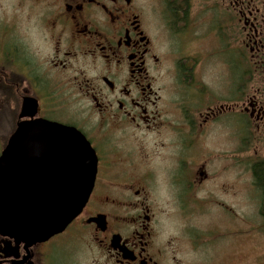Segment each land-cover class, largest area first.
Masks as SVG:
<instances>
[{
  "label": "flooded vegetation",
  "instance_id": "obj_1",
  "mask_svg": "<svg viewBox=\"0 0 264 264\" xmlns=\"http://www.w3.org/2000/svg\"><path fill=\"white\" fill-rule=\"evenodd\" d=\"M211 8L233 11L240 46L249 32L253 57L260 56L258 0H0V155L20 122L42 120L74 129L96 156L78 216L46 242L0 234V264H64L69 250L70 259L86 254L89 264H180L161 239L167 211L159 204H174L182 219L189 204L201 207L191 214L212 206L231 214L228 194L242 184L241 117L258 128L264 105L252 97L245 106L236 89L228 100L222 85L223 94H212L195 75L211 52L186 54L180 41L210 35ZM24 100L34 108L20 118ZM226 115L238 121L236 131ZM222 129L234 162L225 146L201 147ZM48 158L32 160L40 168ZM237 170L229 183L226 174Z\"/></svg>",
  "mask_w": 264,
  "mask_h": 264
},
{
  "label": "rangeland",
  "instance_id": "obj_2",
  "mask_svg": "<svg viewBox=\"0 0 264 264\" xmlns=\"http://www.w3.org/2000/svg\"><path fill=\"white\" fill-rule=\"evenodd\" d=\"M213 2L214 0H211V3ZM258 8L260 40L264 47V0H258ZM210 11L209 21L204 28L210 29V35L215 36L195 38L186 35L182 36L183 40L180 41V47L186 54L199 50L211 52L208 58L210 62L202 57L198 60L195 75L202 77L201 82L212 94L219 89L223 94L225 90L226 99L233 100L236 97V89L240 91L245 106L252 97L264 105V48L260 56L253 57L251 48L254 46L247 40L249 32L242 31V46L239 44V35H236L239 27L235 24V13L222 12L214 8ZM218 19H221L220 23ZM241 25L244 27L243 23ZM174 38L172 35L171 40ZM233 47L240 52L239 57ZM253 51L257 52L255 49ZM218 61H224L226 66ZM224 68L227 73H224ZM219 85H222L223 92ZM227 114L234 115V112L227 110ZM232 115H226L224 121L227 128L233 132L236 131L238 121ZM241 124L242 184L240 191L237 187L236 196L228 194L230 197L227 201L231 203V214H225V217L214 207L215 211L212 205L204 209L203 214L201 211L191 214L192 206L201 207L189 204L187 219H182L174 204H159L167 211V215L161 217V239L164 242L170 241L172 250L170 253L175 255L180 264H264V222L259 214L261 197L259 190L254 186L251 171L254 163L264 161V123L257 128L248 114H243ZM221 131L219 135L211 134L201 147L208 151L225 146L227 156L234 162L237 154L233 141L227 138L229 134L227 129L226 136L223 129ZM3 146L4 139L0 138V151ZM226 175L227 181L230 180L229 183L233 184L235 177L238 176V170L236 173L232 171ZM159 191L162 192V189ZM69 252L64 264H75V261L76 264L90 263L86 254H76L70 259Z\"/></svg>",
  "mask_w": 264,
  "mask_h": 264
},
{
  "label": "water",
  "instance_id": "obj_3",
  "mask_svg": "<svg viewBox=\"0 0 264 264\" xmlns=\"http://www.w3.org/2000/svg\"><path fill=\"white\" fill-rule=\"evenodd\" d=\"M29 108L24 100L20 118ZM43 156L50 162L36 167L32 158ZM95 176L96 156L81 134L20 122L0 155V234L31 245L62 233L87 203Z\"/></svg>",
  "mask_w": 264,
  "mask_h": 264
},
{
  "label": "trees",
  "instance_id": "obj_4",
  "mask_svg": "<svg viewBox=\"0 0 264 264\" xmlns=\"http://www.w3.org/2000/svg\"><path fill=\"white\" fill-rule=\"evenodd\" d=\"M254 186L259 190L261 203L259 214L264 222V161L254 163L251 168Z\"/></svg>",
  "mask_w": 264,
  "mask_h": 264
}]
</instances>
